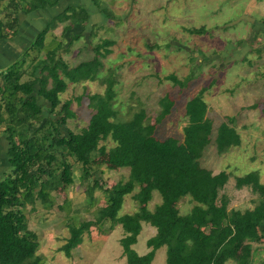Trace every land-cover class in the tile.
<instances>
[{
    "label": "trees",
    "instance_id": "obj_1",
    "mask_svg": "<svg viewBox=\"0 0 264 264\" xmlns=\"http://www.w3.org/2000/svg\"><path fill=\"white\" fill-rule=\"evenodd\" d=\"M3 1L0 0V14L5 12L6 15L12 6L17 11L25 6L27 11H32L53 6L61 0H9L6 5ZM58 19L59 22L69 19L71 25L85 26L89 15L82 6H68L54 21ZM201 28H191V33L201 32ZM17 31L16 17L0 18V38L14 36ZM80 36H73L71 41ZM40 38L39 35L36 42ZM108 43L113 45L112 41L105 39L104 45ZM98 48L96 53L94 47L96 55L91 60L80 62L73 68L66 65L59 53V75L56 68L58 61L53 54L49 59L51 68L48 75L53 78L52 88L37 91L38 95L48 100L47 107L36 103L33 91H9L17 96L10 100L1 95L4 91H0V125L5 123L2 104L10 108L14 101L19 102L23 109L31 112L25 114L27 120L43 119L42 112L47 113L42 127L29 128L31 135L21 137L19 141L15 140V129H4L9 145V168L0 176V264H44L36 254L40 243L37 233L27 226L25 208L38 199L47 202L50 188L70 186L74 182L75 162L81 164L83 181L92 185L87 193L89 198H93V190L99 188L104 194L105 205L97 211L94 220L69 228L70 235L60 248L67 257L71 256V250L81 243L83 233L88 232L91 226L111 222L121 224L126 235L121 242L127 264H151L155 251L162 246H165L166 264H225L228 260L236 264H251L253 249L247 241L262 242L264 245V184L259 182L254 172L236 177L238 188L251 186L260 198L251 209H228V200L220 196V190L229 174L224 170L214 174L200 164L213 133V123L206 115L204 89L186 103L188 123L183 127L182 140L157 138L155 124L144 125L137 115L127 122L111 121L113 110L108 105L114 97L113 91H109L112 95L106 98L99 94L89 98L95 112L85 127L78 132L68 127V120L74 118L75 113L70 109L71 99L63 101L60 98L66 88L61 75L78 82L98 73L93 70L95 66L92 69L90 66H101L99 56L105 57L111 52L107 49L102 56L99 54L101 48ZM82 70L86 77L80 73ZM8 73L4 75L5 89L9 82L6 77L13 76V72ZM168 78L176 80L172 75ZM29 85H19L14 81L15 89L24 90V86ZM169 112L170 108L163 109L162 116ZM228 123L221 122L216 128L214 142L220 153L240 143L239 134ZM29 129L25 130L26 134ZM40 131L45 132L43 137L38 135ZM20 134L24 132L21 130ZM108 139L113 142L110 147L106 144ZM93 165H105L109 169L129 167L128 179L104 188L100 180L92 177ZM136 188L132 195L140 209L120 215L124 196L133 193ZM153 191L160 194L161 202L153 210L143 209L141 206L151 200ZM187 196L194 203L190 211L181 214L173 210V204ZM142 221L156 229V233L146 241L151 250L145 255H139L131 248L137 241ZM259 264H264V260Z\"/></svg>",
    "mask_w": 264,
    "mask_h": 264
},
{
    "label": "rangeland",
    "instance_id": "obj_2",
    "mask_svg": "<svg viewBox=\"0 0 264 264\" xmlns=\"http://www.w3.org/2000/svg\"><path fill=\"white\" fill-rule=\"evenodd\" d=\"M250 2L251 0L92 1V5L98 7L105 20L101 23L98 21L99 24L91 28L93 30H80L79 41L74 43L68 54L61 48V56H64L62 59L68 66V63L73 64L79 60H91L98 47L101 48L99 54L102 56L107 49L111 52L105 57L99 56L101 66H90V69L95 66L93 70L98 73L78 83L65 80L68 89L60 94V98L63 101L71 99L70 109L75 113V117L68 120L69 128L78 132L87 125L91 114L95 112L90 102L93 94L106 98L105 96L112 95L109 91H113L114 97L108 105L113 110L111 121L127 122L137 115L142 118V124H155L157 138L175 137L182 140L183 127L188 123L186 103L204 89L202 94L207 103L206 115L213 123V133L211 142L200 158V164L214 174L221 170L229 174L226 184L220 190V196L228 200V209L253 208L260 198L259 194L248 185L238 188L235 182L236 177L254 172L258 175L259 182L264 184V36L262 37L260 29H252L249 23L251 18L246 19L249 14L242 19L243 11L249 9ZM86 12L90 16L87 10ZM199 27H202L201 32L191 33V28ZM105 39L112 41L113 45H104ZM56 61L59 62V54ZM56 68L59 70V65ZM86 68L87 66L84 67ZM80 73L86 77L83 70ZM169 75L175 76L176 80L169 79ZM166 108H170V112L162 116V111ZM227 120L230 122L228 126L239 134L240 143L220 153L214 142L216 128L221 122H228ZM106 144L110 147L113 142L108 139ZM117 169L118 172L109 182L101 177L97 179L104 186L127 180L130 168ZM73 175L74 183L78 181L79 175L83 177L81 164L74 163ZM136 191L137 188L124 196L120 215L140 209L132 197ZM160 202V194L153 191L151 200L141 207L153 210ZM193 205L187 196L173 204V210L186 214ZM38 209V212L28 213L29 218L32 216L28 228L38 234L40 243L36 254L44 264H71L64 251L58 249L59 240L64 237L67 239L69 230L60 224V218L55 213L41 211L43 214L40 215L41 208ZM64 212L66 216L67 210L64 209ZM47 214L50 223L45 226L41 224V220ZM39 215L41 219L38 218ZM89 217L92 218L81 211L68 223L69 227L78 226ZM141 224L142 229L131 248L139 255H145L151 250L147 248L146 240L155 232L150 224L144 221ZM111 225L108 222L94 226L104 235L109 232ZM119 229L123 231L121 225H118L110 234L112 240H117L115 237L121 235ZM88 232L82 235L81 243L71 250L72 258L92 260L91 264H127L121 239L117 241L118 249L115 250L117 258H123L120 260L114 256L112 259L102 239L94 238L91 243L88 242ZM45 233L50 237H45ZM247 242L251 243L253 249L251 264H259L264 260L263 243L252 240ZM165 258V247L162 246L156 250L151 264H166ZM225 264L236 262L228 260Z\"/></svg>",
    "mask_w": 264,
    "mask_h": 264
},
{
    "label": "crops",
    "instance_id": "obj_3",
    "mask_svg": "<svg viewBox=\"0 0 264 264\" xmlns=\"http://www.w3.org/2000/svg\"><path fill=\"white\" fill-rule=\"evenodd\" d=\"M8 1L9 0H7V2L3 1V4H8ZM92 4V0H61L53 6H46L32 11H27V6H25L24 9H20L18 11L12 6L8 8L6 15L5 12L2 13V16L0 17L1 19H9V17L11 16L16 17L18 26V31L14 36L0 38V91H4L1 94L3 97L8 100L17 97L15 94H10L9 91H33V95L36 96V103L38 105H44L45 107L49 105V102L47 99H45V97H43L41 94H37V91H48L52 88L53 78L48 76L50 75L51 68V62L49 61V59L53 56V54L55 58L57 54L60 53L61 55L62 52L59 51V47L63 48L62 51L64 53L68 54L72 50V46L74 45V43L79 41V38L75 39L74 41H71V38L73 36L80 34L79 31L83 29L85 30L86 28H89V30H93L91 28L99 24L98 21H100L101 23L105 20L102 17L101 13H99L98 7ZM68 6H82L86 8L90 16L85 26H81L79 24L71 25V21L69 19L62 22H59V19L54 21V19L59 15V13L62 12L65 7ZM249 9L243 11L242 19L247 17V15L249 14V17H247L246 19L251 18V21L249 23L253 27L252 29L256 31L260 29L263 37L264 0H251L249 4ZM39 35L41 36V38L38 42H36V38ZM62 58H64V56ZM79 61L73 64L68 63V66L70 68H73L80 63ZM57 65H59V62ZM8 72H13V76L11 77L10 75H8L6 77L9 82L8 87H6L5 89V87H3L5 78L4 75L9 74ZM61 77L66 83V88L64 90L66 91L68 89V84L65 80L69 78L64 75H61ZM14 81H16L19 85H25L27 83H29L30 85L24 86V90H22V88L15 89ZM31 95L32 94L27 95L26 97H30ZM14 103L15 104L10 108L4 107V105L2 104V111L5 123L0 125V176L5 171H8L9 168L7 155L9 145L7 137L4 133V129L6 127L15 129L17 132L15 133L14 137L16 141H19L21 137L31 135L32 130H30L29 128H41L43 122L45 121V118L47 117L46 111H43V119L27 120L25 118V114L31 112L26 108L23 109L22 105L19 102L14 101ZM26 129H29L27 134L25 133ZM21 130L24 132V134L22 135L20 134ZM44 134V131H40L38 133L40 137H43ZM57 153H59V150L57 151ZM117 172L118 169H109L105 165L92 166V177L94 179L101 177V179L106 182H109L110 179ZM128 175L129 172L127 173V176ZM79 176L77 178L78 181H75V183L73 182L68 187H64L63 189L60 187L50 188L51 190H49L48 194L49 200L47 202L45 201L44 203L38 199L35 200L33 204H27L25 208V213L28 215V222L31 221L32 218V216L29 218L28 213L38 212V207L41 208L39 212L40 215L43 214L41 211H44L45 213H47L48 211L55 213L58 216L57 218H60V224L64 226V228L67 227L68 230L71 227H69L68 223H71L72 219L76 217V214L81 213V211L92 216V218L89 217L86 221L94 220L97 215V211L105 205L104 194L101 189L95 188V190H93V198L90 199L87 193L89 191V188L92 187V185L87 182H84V177ZM44 177L46 178V176ZM113 184L115 183H112L111 185ZM111 185L103 187L106 188L110 187ZM136 203L138 206L137 201ZM64 209L67 210L66 216H64ZM40 215L38 216L39 219H41ZM46 216H48V214L43 216L44 219L41 220V224L45 226L49 225L50 223V217L47 218ZM109 225H111L110 222ZM115 225V227H117L121 224ZM27 226H29V224ZM149 226L151 227L152 225L150 224ZM115 227L112 226V229L109 232L104 233L103 235L93 225L90 227L88 232V242L91 243L94 238L102 239L106 246L105 249H108L110 251L112 259L114 256L117 255V250H115V248L118 247L116 245L117 241L123 238L125 235V233L121 229H119V231H121V235L115 237V239L118 238L117 240H112L110 238V234L113 233L112 231L115 229ZM151 228L153 229V232L156 233V229H154L153 227ZM155 233L148 236V239L152 237ZM44 236L50 237V235L47 233H45ZM65 239L66 238L64 237L59 240L58 249H60L65 243ZM147 248L151 247L147 246ZM117 256L115 257L116 259L121 260L123 258H117ZM75 258L76 257L72 258V255L69 257L71 264L92 263V260L82 261L79 258L77 260Z\"/></svg>",
    "mask_w": 264,
    "mask_h": 264
}]
</instances>
